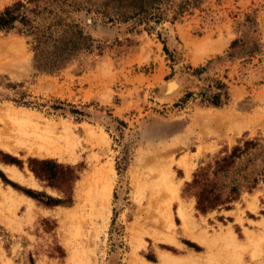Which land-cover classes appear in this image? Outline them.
Masks as SVG:
<instances>
[{"label":"rangeland","instance_id":"obj_1","mask_svg":"<svg viewBox=\"0 0 264 264\" xmlns=\"http://www.w3.org/2000/svg\"><path fill=\"white\" fill-rule=\"evenodd\" d=\"M63 1L50 33L80 49L57 69L36 66L20 24L0 32V166L36 182L0 168V264H264V0H167L127 19L107 0ZM28 161L76 179L48 187ZM199 171L236 199L197 211Z\"/></svg>","mask_w":264,"mask_h":264},{"label":"trees","instance_id":"obj_2","mask_svg":"<svg viewBox=\"0 0 264 264\" xmlns=\"http://www.w3.org/2000/svg\"><path fill=\"white\" fill-rule=\"evenodd\" d=\"M167 0H107L103 8H110L116 16L127 19L157 10ZM195 0H191L186 5H194ZM63 0H28L26 4L16 2L11 6L5 7L0 12V32L12 30L15 23L20 24L23 33L31 37L33 60L37 67L41 69H57L62 63L80 48L76 40H66L61 35L52 37L50 33V23L58 19L55 9H62ZM110 4V5H109ZM48 23L45 29H39L36 21ZM80 37V33L76 32ZM75 37V36H74ZM77 37V38H78ZM214 107L222 105L220 95L212 97L210 103ZM226 161L216 163V170L222 171L227 165ZM28 169L33 177L39 182H44L48 187L64 189L69 188L70 184L76 179L70 169L63 168L60 165L50 163L49 161H28ZM186 187L195 189L192 193L195 198V209L201 213L211 211L217 207L227 205L236 199L233 193L222 197L216 193L214 183L205 178L203 171H199L193 176L190 184ZM31 198L42 197L36 193L26 192ZM47 206L63 204L61 200H52L47 197Z\"/></svg>","mask_w":264,"mask_h":264},{"label":"bare ground","instance_id":"obj_3","mask_svg":"<svg viewBox=\"0 0 264 264\" xmlns=\"http://www.w3.org/2000/svg\"><path fill=\"white\" fill-rule=\"evenodd\" d=\"M8 111V110H7ZM221 113V112H220ZM8 117L10 118V119H12L13 120V122L15 123V124H18V125H21V123H22V119H21V116H19V115H17V114H14V112L12 111V113L10 112V111H8ZM19 114V113H18ZM223 114V113H222ZM221 116V115H220ZM219 116V117H220ZM225 117H226V115H224ZM223 116V117H224ZM5 117V116H4ZM218 116H217V118H219ZM24 118V117H23ZM11 120V121H12ZM214 121H216L217 119H213ZM26 126H27V124H26ZM23 128V127H22ZM34 129V128H33ZM21 132V131H20ZM22 133V132H21ZM62 133V132H61ZM30 134V133H29ZM30 136V135H29ZM34 136V135H33ZM37 136V135H36ZM4 138V137H3ZM21 138V137H20ZM66 139H68V141H69V138H68V136L66 135V137H65ZM22 139V138H21ZM24 139V138H23ZM35 139H39V141H40V143L39 144H37V151H38V153L39 154H42V153H44L43 155H49V156H55V151H56V148L55 147H58V146H54L53 145V143L55 142H52V140H50L49 138H47V137H42V136H37V137H35ZM25 140V139H24ZM41 140H42V142H41ZM27 141V140H26ZM18 143H20V141H18ZM55 144V143H54ZM57 144V143H56ZM55 144V145H56ZM71 144V143H70ZM73 144V143H72ZM33 145H34V143H33ZM58 145V144H57ZM0 146H3L1 143H0ZM25 147V146H24ZM27 147V146H26ZM34 149H35V147L34 146H32ZM33 148H31V149H33ZM60 154H61V152H60ZM62 155V154H61ZM62 157V156H61ZM0 168H1V170L6 174V176L9 178V179H12V180H14V181H17V182H20V183H25V184H27L28 186H30V187H35L36 186V182H35V180L31 177L29 180H24L23 179V177H22V175H21V173L15 168V167H10V166H6V165H1L0 166ZM186 178H189V171L188 170H186ZM98 193V192H97ZM97 195H99V194H97ZM12 196H14V195H12ZM2 197H3V199L5 200V201H7V203H9L10 205H13V206H15V203H16V201H14V199H10L9 197H7V196H5V195H2ZM93 197H95V196H93ZM99 197V196H98ZM97 197V198H98ZM18 199H22V197L21 196H18ZM100 200V199H99ZM101 201H102V199H101ZM167 214V213H166ZM170 223H172L171 222V219H170ZM170 223H168L167 222V219L165 218V220H164V222L162 223V225H161V228H163V229H165V228H167L168 227V225L169 226H171V224ZM155 240H157V238L155 237L154 238ZM165 241V240H164ZM169 242V241H168ZM182 261H184L183 259H180V258H177V257H174V256H172V255H170V254H168V253H164V252H162V253H160L159 254V263L158 264H182L181 262ZM137 263V262H136ZM142 264H152V263H149V262H147V261H143L142 262ZM195 264V263H194Z\"/></svg>","mask_w":264,"mask_h":264}]
</instances>
